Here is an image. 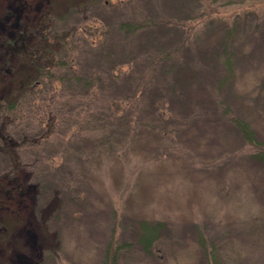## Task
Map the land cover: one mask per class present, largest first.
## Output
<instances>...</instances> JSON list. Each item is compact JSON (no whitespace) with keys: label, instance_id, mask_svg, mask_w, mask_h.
Returning a JSON list of instances; mask_svg holds the SVG:
<instances>
[{"label":"rangeland","instance_id":"374dc122","mask_svg":"<svg viewBox=\"0 0 264 264\" xmlns=\"http://www.w3.org/2000/svg\"><path fill=\"white\" fill-rule=\"evenodd\" d=\"M105 1L74 13L65 6L67 26L77 21L83 42L80 59L98 49L100 57L115 49L130 59L157 101L192 120L187 137L201 147L190 149L177 133L144 158L126 140L114 149L106 140L72 146L87 127L66 101L50 138L21 152L29 189L14 202L20 219L0 210L9 228L0 264H98L113 227L126 243L117 264H264V162L223 111L246 120L264 147V0ZM23 2L0 0V10L10 8L7 20L16 22ZM41 4L24 15L36 16ZM145 18L167 22L133 34L117 29ZM91 42H100L97 50ZM165 52L151 73V58ZM208 141L213 148L203 147ZM157 222L145 251L143 225Z\"/></svg>","mask_w":264,"mask_h":264},{"label":"trees","instance_id":"16d2710c","mask_svg":"<svg viewBox=\"0 0 264 264\" xmlns=\"http://www.w3.org/2000/svg\"><path fill=\"white\" fill-rule=\"evenodd\" d=\"M36 2H41L44 8L34 17L24 15ZM96 2L24 0L19 9L23 14L17 16L16 22L7 20L12 12L10 8L0 10V28L4 29L0 31V156L7 164V169L0 172V210L15 218L20 219V216L14 202L29 189L27 180L22 179L21 152L25 147L38 144L42 138H50L55 131L57 113L63 121L61 112L64 113L65 103L72 104L73 120L81 119L87 127L74 134L78 137L72 146L106 140L108 147L114 149L126 140L137 145L134 150L141 152L144 158L150 149L160 147L167 136L177 133L190 149L201 147L198 142L193 146L196 139L187 137L193 134L192 120H182L164 101H157L146 89L151 79L140 76L130 59L118 58L115 49L107 54L108 59L100 57L96 49L100 42H91L92 49L97 50L90 52L92 59H80L83 42L75 34L77 21L67 26L69 12L65 6L73 4L74 13ZM105 3L109 5L108 0ZM163 22L167 20L145 18L132 22L123 20L116 26L119 31L133 34L143 27L164 25ZM169 55L170 52H165L162 57H152L150 72H156L160 61ZM123 64L126 68L121 66ZM223 111L228 114L226 118L240 140L257 148L251 157L264 162L263 141L257 138L254 129L246 120L229 114L228 108ZM94 129H98L97 132H92ZM214 145L213 141H208L203 147L208 149ZM160 225V222L143 225L139 243L145 251H149ZM8 230L7 224L0 220L1 242L7 238ZM114 231L113 227L98 264H117L119 251L126 243L119 242Z\"/></svg>","mask_w":264,"mask_h":264}]
</instances>
